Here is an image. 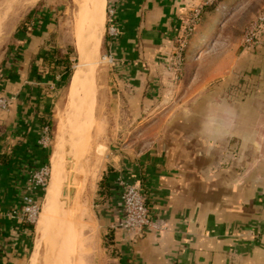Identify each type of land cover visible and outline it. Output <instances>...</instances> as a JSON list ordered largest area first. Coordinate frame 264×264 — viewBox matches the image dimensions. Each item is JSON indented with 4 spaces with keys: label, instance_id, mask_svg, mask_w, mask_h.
<instances>
[{
    "label": "crops",
    "instance_id": "1",
    "mask_svg": "<svg viewBox=\"0 0 264 264\" xmlns=\"http://www.w3.org/2000/svg\"><path fill=\"white\" fill-rule=\"evenodd\" d=\"M201 3L120 0L117 6L118 36L108 37L107 53L114 94L134 137L108 165L95 194L107 264H264V45L257 51L262 61L256 63V90L232 91L236 73L252 67L244 62L251 52L222 56L215 55L220 46L203 49L220 24L219 8L230 3L222 0L219 8L204 9L176 76L167 67L168 55L181 18ZM40 12L19 37L12 67L0 81V92L14 97L0 111V264H25L32 230L13 212L47 153L41 140L50 82L39 81L33 60L48 45L53 19L50 11ZM70 95L76 101V93ZM87 101L91 110L93 94ZM121 177L142 186L152 217L166 224L165 231L147 230L132 241L120 225ZM61 204L52 199V216L58 217ZM59 224L65 239L62 219ZM50 236L54 256L53 230Z\"/></svg>",
    "mask_w": 264,
    "mask_h": 264
},
{
    "label": "rangeland",
    "instance_id": "2",
    "mask_svg": "<svg viewBox=\"0 0 264 264\" xmlns=\"http://www.w3.org/2000/svg\"><path fill=\"white\" fill-rule=\"evenodd\" d=\"M93 1L94 2H91V4L97 5L98 1L102 4L104 16L103 0ZM221 1L222 0H218L212 5V9L219 8L218 6H220ZM228 1H230L229 4L225 5L224 3L219 8L218 11H221L217 13L220 16L218 19H221L220 24L217 26L216 31L212 33V41L206 43L203 49L207 50L206 48L208 46L212 47V45L220 46L219 48H221V51L219 54L215 55L222 56L233 55L234 50H238L239 52L243 50L250 51L251 56L244 60V62L247 61L252 63V67L249 71L243 72V74L242 71L236 73L233 78H236L238 83H236L232 89V91L241 89V91L250 94L256 90V78L260 75L257 71L256 63L257 61H262V56L257 54V51L262 48L261 45H264V36L257 44L252 46L245 45L244 38L247 30L257 21L261 14L264 13V0ZM42 10L50 11V17L53 19V32L48 41L61 49L62 53H60V55L69 56L74 70L72 78H74L76 72L78 73L79 70L81 72L78 74L79 77L73 82L69 91L70 93H76V101L72 99L70 93L68 94L69 87L59 92L55 91L54 85L50 84L51 115L48 124V135L50 139L46 145L47 153L45 156H48L49 167H51V157L57 138L58 123L60 122L61 115H63L62 113L68 110L71 114L68 118L70 121L66 124L68 133L72 136V132H77L79 129L82 130L83 133L81 134L84 135L82 139L83 147L79 150L78 155H83L84 162L87 163L90 168L97 170L98 179L94 188L85 191L86 194L83 198L84 208L82 215L80 218H76L77 220L75 219L77 236L75 240H72V238L68 240L71 245L66 248L64 247V253L60 255V258L58 253L60 254L62 251L64 231L57 226H52L51 219L48 220L46 218L48 213L47 209L48 206H50V197L47 196L45 201L46 190L40 204L41 212L39 211L38 228H36V221L33 222L34 228L31 239L29 240V249L27 250L25 264H44V262L50 264V260H47L50 258V251H48L47 244L44 243L48 238L50 249V231L52 230L56 232L58 236L60 235V240L57 241L55 245V254L51 257L52 264H107L105 242L101 235L95 213V201H97L95 194L108 165L113 162L115 156L121 152L122 147L134 137L133 133H129L126 130V128H128V120L126 116L123 115L124 111L114 94V87H112L111 60L107 57V54H110L107 53V42L109 37L107 32V2L104 18V32L98 50L100 64L97 69H94L97 72L92 70L90 75L85 67L86 63L83 60V51L86 49L85 40L89 32H91V26L87 23L85 31L82 34V44L80 47H77V39L74 34L75 30H73L74 15L77 11V4L74 0H0V81L2 76L11 69V64L14 62L13 57L15 56L16 47L21 44L18 41V30L22 27H27L25 23L30 15H35L38 12L41 13L40 11ZM34 22L37 24L38 19L36 18ZM190 42L188 45H190ZM79 59H81V63L79 68H77L80 61ZM63 68L62 66L58 67L57 72L60 73ZM98 74L100 77V86H97ZM86 79L91 81V84H89L90 86L87 85ZM241 79L248 84L239 85ZM88 93L93 94L95 101L97 98L96 104L94 101L95 106H93L91 110L89 108V102L87 101ZM78 100L82 103V108H77ZM81 109L83 110L81 113L82 115L84 114L86 123L83 126L79 125L77 127L75 123H73L74 116ZM72 114L74 116H72ZM87 127L88 132L86 131ZM50 176L51 175H49V181ZM60 213L62 214V211L58 209L57 219L59 220L63 219V217H60ZM42 228L43 233L40 234L37 229L41 232ZM42 235L45 237H43L44 240L42 239ZM47 252H49L48 257L46 256ZM37 254L41 255L40 259L37 258ZM44 257L47 258L46 261H44Z\"/></svg>",
    "mask_w": 264,
    "mask_h": 264
},
{
    "label": "bare ground",
    "instance_id": "3",
    "mask_svg": "<svg viewBox=\"0 0 264 264\" xmlns=\"http://www.w3.org/2000/svg\"><path fill=\"white\" fill-rule=\"evenodd\" d=\"M74 2L77 4V11L75 10L76 13L74 15V29H73L75 30L74 34L77 39L76 40L77 47H80L82 44L81 41L82 34L85 31V27L87 26V23H89L91 26L90 28L91 32H89V35L86 37L87 39L85 40L86 49L83 51V60L86 63L85 67L88 74L91 75L92 70L96 71L94 69H97L100 64V58H98V50L104 32V18H105L107 0H103L104 16H103V7L99 1L97 5L91 4V2L92 3L94 2L93 0H74ZM79 60L80 61L77 68H79L81 63V59ZM79 73H81L80 70L77 74H75V78L76 76H78ZM86 83L88 86H90L89 84H91V81L86 79ZM88 95H90V93H88ZM78 104L79 101L77 103V108H79ZM81 112H83V110L78 111L74 116L73 123H75L77 127L79 125L83 126L85 124V118ZM62 114L63 115H61L60 122L58 123V127H57L55 153L51 160L50 181L46 188L47 190L46 196L50 197V206H48L47 209L48 213L46 215V218L48 220L51 219L52 220L51 225L57 226L59 229H61V227L59 226L60 224H59V220L57 219L56 212L53 214V216L51 215L52 214L51 209L53 207L52 199L53 201H59L62 203L61 204L62 208H60L62 214L60 213V217L61 218L63 217L62 223L67 231V234L65 235V239L62 242V251L60 252V254L58 253L59 258L60 255L64 253V247L65 248L67 247L68 240H70V238H72V240H75L77 236V229L75 228V224H76L75 222L77 220L76 218H80L83 212V208H84L83 198L85 196V191L94 188L96 185V181L98 179L97 170L94 168L93 169L90 168L87 165V163L84 162L85 160L82 157L83 155L78 157L79 150L83 147L82 139L84 135L81 134L83 133L82 130L79 129V131L77 132L75 131L72 132V136H71L68 133V128L66 125L70 121L68 120V118L71 116V114L68 110H65L64 113ZM68 164H69V169H68ZM39 217H40V213L38 214L35 220L36 224L38 222ZM43 228L41 230V234L43 233ZM54 235H55L54 242L57 243V241L60 240V235L58 236L56 232H54ZM43 237L44 235H42V239ZM44 244H47L48 251H50V253L47 252L46 254V256L48 257V253H49L50 258L47 259L45 258L46 257L45 256L44 261H46V259L50 260V264H52L51 243L49 249L48 238L46 239ZM37 255L38 258L40 259L41 255L39 254ZM44 264H46V262H44Z\"/></svg>",
    "mask_w": 264,
    "mask_h": 264
},
{
    "label": "built area",
    "instance_id": "4",
    "mask_svg": "<svg viewBox=\"0 0 264 264\" xmlns=\"http://www.w3.org/2000/svg\"><path fill=\"white\" fill-rule=\"evenodd\" d=\"M218 0H202V3L192 7L181 18V25L178 34L175 38L174 47L168 55L166 61L167 67L176 76L182 72L185 60V52L192 37L195 35L199 25L203 20L204 9L214 5ZM120 0H107V15H108V35L109 37L118 36V29L115 25L117 14V6ZM264 36V13L257 19L245 34V45L252 46L257 44ZM107 57L112 58V54H107ZM14 97L0 92V111L7 110ZM49 126L44 129L42 142L47 145L49 142L48 135ZM50 175V167L48 164H42L30 174L28 177L23 192L22 203L14 210V214L19 215L24 222L33 223L39 211L40 194L46 190ZM120 198L122 205L121 226L126 230L132 241L137 239L145 231H153L160 234L166 230V224L152 217L147 197L142 186L133 184L119 178Z\"/></svg>",
    "mask_w": 264,
    "mask_h": 264
},
{
    "label": "trees",
    "instance_id": "5",
    "mask_svg": "<svg viewBox=\"0 0 264 264\" xmlns=\"http://www.w3.org/2000/svg\"><path fill=\"white\" fill-rule=\"evenodd\" d=\"M32 19H33V15H30L27 18L26 23H25L27 27H22L20 30H18V38L24 36L28 32V27H31ZM24 40L26 41V37L24 38ZM60 53L62 52L59 47L48 42V45L46 47H42L39 50V52L36 54L37 57L33 60V65L36 68V70H38L37 77L39 81L50 82V84L54 85L55 91L62 92L64 89L69 87L70 81L73 75L72 73L74 70L72 68V62L69 56L66 57L63 54L60 55ZM60 66L64 68L60 73H58L57 69ZM239 84L242 85V84H248V83L245 81H241ZM48 114H49V119L44 120L45 125L49 124V121H50V115H51L50 109L48 111ZM45 157L46 158L43 163L49 165L48 156H45ZM45 192L46 190L42 191L40 194V198H39L40 204H41L42 197L45 195ZM26 226L30 227L31 230L33 231V228H34L33 223H27Z\"/></svg>",
    "mask_w": 264,
    "mask_h": 264
}]
</instances>
